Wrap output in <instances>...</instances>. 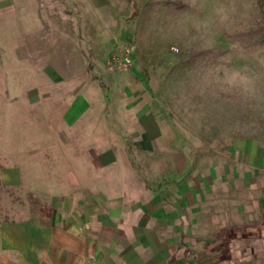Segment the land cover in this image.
<instances>
[{
	"label": "rangeland",
	"instance_id": "rangeland-1",
	"mask_svg": "<svg viewBox=\"0 0 264 264\" xmlns=\"http://www.w3.org/2000/svg\"><path fill=\"white\" fill-rule=\"evenodd\" d=\"M0 65V170L60 143L75 160L90 119L66 112L84 95L101 147L137 169L178 159L202 223L185 236L264 217V0H0ZM51 209L0 181V221Z\"/></svg>",
	"mask_w": 264,
	"mask_h": 264
},
{
	"label": "crops",
	"instance_id": "crops-1",
	"mask_svg": "<svg viewBox=\"0 0 264 264\" xmlns=\"http://www.w3.org/2000/svg\"><path fill=\"white\" fill-rule=\"evenodd\" d=\"M86 103L80 95L66 112V119L80 114L91 122L76 128L91 137L75 160L60 143L58 159L17 150L15 162L1 168L3 184L44 190L52 209L0 221V264H264V217L185 236L202 223L191 217L197 192L183 190L189 180H180L178 159H145L135 168L118 145L100 146ZM149 133L157 130L140 132Z\"/></svg>",
	"mask_w": 264,
	"mask_h": 264
}]
</instances>
